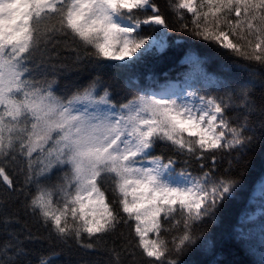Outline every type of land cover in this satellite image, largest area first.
Wrapping results in <instances>:
<instances>
[{"label":"snow or ice","instance_id":"snow-or-ice-1","mask_svg":"<svg viewBox=\"0 0 264 264\" xmlns=\"http://www.w3.org/2000/svg\"><path fill=\"white\" fill-rule=\"evenodd\" d=\"M166 7L175 29L155 0H0V264H58V251L35 256L41 238L20 211L58 245L92 249L127 227L145 264H181L243 186L232 160L218 168L254 143L253 82L209 74V57L191 48L177 83L149 75L141 86L131 73L167 50L173 30L264 68V0ZM161 145L172 154L156 155ZM255 186L264 194V177ZM260 215L264 206L242 214L239 239Z\"/></svg>","mask_w":264,"mask_h":264},{"label":"trees","instance_id":"trees-1","mask_svg":"<svg viewBox=\"0 0 264 264\" xmlns=\"http://www.w3.org/2000/svg\"><path fill=\"white\" fill-rule=\"evenodd\" d=\"M155 2L165 14L169 27L175 29L176 21L168 12L167 0H155ZM231 38L235 40L234 37ZM168 43L170 46L166 51L148 58L144 64L139 65L131 73L139 79L141 86L147 85L149 75L158 78L160 83H164L165 79L174 81H178V78L182 79L180 74L187 71V65L181 64V61L191 48L198 55L209 57V62L205 65L209 74L232 82L233 87L237 83L251 80L253 82L252 97L257 106V111L249 117L250 126L254 131L248 134L254 136V143L243 153L234 152L231 156H226L218 168V175H225V169L229 168L227 161L232 160L233 164L229 174H243V186L235 192L233 197L224 201L214 222L207 223L197 230L198 233H202L203 239L179 257L181 264H262L260 254L264 249L260 243L259 225L264 224V215H260L255 224L243 226L246 231L247 228L253 227L249 239H239L236 229L242 214L253 212L258 207L264 206V196L260 198L261 202L251 200L257 179L264 177V68L241 57L220 55L214 46L194 40L174 30L169 33ZM115 71L114 68L106 70L107 75H112ZM164 73L168 74L167 77ZM162 153L172 154L171 149L161 145L157 147L155 154ZM177 159L179 170L185 165L182 157ZM189 169L193 174H198L199 166L193 161ZM106 196L111 199L110 192H106ZM18 207L13 203L8 211L14 213ZM19 215L21 223L41 238L40 243L29 245L34 250L35 256L41 252L47 254L51 251H58L61 253L56 258L58 264H145L144 257L138 250H134L133 236L127 227L119 228L116 233L95 243L92 249H86L74 242L64 246L49 241L47 233L34 218L25 216L22 211ZM149 237H152L151 233ZM113 249L119 253V261L113 255Z\"/></svg>","mask_w":264,"mask_h":264},{"label":"rangeland","instance_id":"rangeland-1","mask_svg":"<svg viewBox=\"0 0 264 264\" xmlns=\"http://www.w3.org/2000/svg\"><path fill=\"white\" fill-rule=\"evenodd\" d=\"M172 82H173V83H177L178 81H177V80H175V81L172 80ZM260 194H261V192L255 187V189H254V191H253V193H252V199H251V200H252L253 202H261V200L258 199L259 196H260ZM260 207H261V206H260ZM260 207H258V208H260ZM258 208H257V209H258ZM257 209H256V210H257ZM256 210H255V211H256ZM252 228H253V227H249V228H247V230H248V229H252Z\"/></svg>","mask_w":264,"mask_h":264}]
</instances>
